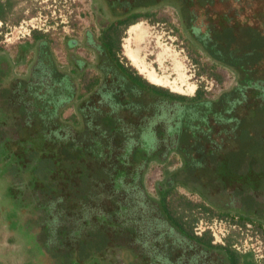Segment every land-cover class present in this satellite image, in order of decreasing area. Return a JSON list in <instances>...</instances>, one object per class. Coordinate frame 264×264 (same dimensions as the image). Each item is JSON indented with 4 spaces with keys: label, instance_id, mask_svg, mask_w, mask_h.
Instances as JSON below:
<instances>
[{
    "label": "flooded vegetation",
    "instance_id": "af4514ba",
    "mask_svg": "<svg viewBox=\"0 0 264 264\" xmlns=\"http://www.w3.org/2000/svg\"><path fill=\"white\" fill-rule=\"evenodd\" d=\"M93 1L95 12L107 17L105 23L100 21L97 35L91 30L85 32L82 47L94 54V60L78 54L76 49L81 43L68 38L65 48L69 64L60 63L45 37L38 45H28L27 49L35 50L36 60L25 76L9 75L1 66L8 64L0 57V115L4 114L0 121L1 226L10 230L13 225L8 216L16 214L18 227L29 228L34 237L29 234L30 243L42 246L39 255L46 264H58L60 255H73L72 249L61 251L67 249V237L73 241L78 255V245L94 234L101 237L100 252L119 246L120 264H140L139 258L143 264H231L228 254L235 249L230 245L217 246L213 239L206 244L208 237L202 232L199 242L173 225L169 217L178 215L170 210L167 196L177 186H183L200 197L198 206L217 209L237 222H253L245 218L247 213H239L240 209L264 207L262 189L248 191L251 194L242 200L236 195L223 200L221 193V197L217 196L219 189L211 190L215 195L212 198L204 189L197 193L195 181L193 186L185 183L188 177L206 181L207 172H198V168L211 165L214 153L224 157L225 163L231 162L232 157L236 160L238 124L245 117L252 119L264 114V58L243 71L237 63L216 53L211 39L226 26L264 29V0H192L188 24L176 0H122L121 4ZM166 3L179 10L191 45L196 42L214 61L234 72L236 77L230 89L222 90L214 98L195 94L185 98L163 97L144 90L122 74L99 39L103 30L124 19L122 32L140 18L151 17L155 12L151 8ZM134 14L138 16L132 18ZM89 66L96 75H88ZM75 99L82 100L76 105L77 113L61 120L62 109ZM248 130H252L251 126ZM14 147L16 151L12 150ZM170 152L177 155L178 166L165 177L164 184L158 183V201H151L143 191V171L150 159H163ZM8 154L13 159H2ZM233 170L229 173L231 180L222 183L228 190L231 181L245 180L248 175L246 179L254 188L264 185V171L239 167H232ZM250 172L255 174L251 176ZM27 185L37 194H31ZM22 189L27 190L24 196L28 195L30 202L24 196L22 199L30 205L24 208L29 216L20 225V207L15 210L13 204ZM136 202L142 204L141 210ZM34 203L44 207L46 218L36 211ZM147 204L148 211L144 208ZM75 208L83 211L81 216H77ZM105 214L109 220L104 219ZM260 215L264 217V212ZM66 218L71 219L69 224H64ZM262 221L260 225L264 226ZM57 237L63 238V242ZM56 240L63 246H56ZM126 250L131 257L127 261L122 256Z\"/></svg>",
    "mask_w": 264,
    "mask_h": 264
},
{
    "label": "rangeland",
    "instance_id": "374dc122",
    "mask_svg": "<svg viewBox=\"0 0 264 264\" xmlns=\"http://www.w3.org/2000/svg\"><path fill=\"white\" fill-rule=\"evenodd\" d=\"M0 2L5 5L4 11L1 12L3 18L0 19V48L2 49L0 57L8 64V66H1L6 69L9 75L25 76L28 73L29 67L35 63L36 55L33 47L28 49L27 47L28 45H38L43 40L42 37H45L49 45H52L60 63H68L65 48V41L68 38L78 39L81 43V46L76 49L78 54L87 56L90 61L94 60V54H88L86 48L82 47L85 45V32L91 30L97 35L100 32V21L105 23L107 17L101 12H95L93 0H0ZM151 10L155 11L151 17L140 18L135 24L120 32L119 44L122 50L120 60L123 63L131 65L141 77L154 85L188 97L193 96L197 89H200L203 97L214 98L222 90H228L233 86L236 76L232 70L214 61L196 42L191 45L180 12L174 4L166 3L151 8ZM242 42L246 44L244 39ZM89 68L88 75H96L94 68L91 66ZM210 79H214L218 83V87L204 93L205 85L209 86ZM81 101L75 99L65 105L62 109L61 120L70 117L71 113H77L76 105ZM3 117L4 114L0 115L1 122ZM248 126H251V131L248 130ZM238 127L239 142L234 151L235 157L237 155L236 160L232 157L231 162L225 163L224 157L221 159V155L219 157L218 153H214L211 157V165L198 168V172L201 169L207 172L206 181L204 178H187L185 183L189 186H193V181H195L197 193L201 194L204 189V192L214 198L215 195L211 193V190L219 189L217 196L221 197L222 194L223 200H228L230 196L234 195L242 200L251 194V190H264V185L260 189L254 188L253 184L246 179L249 175L245 177V180H239L236 183L231 181L230 190L222 185L225 179L231 180L229 173L235 171H231L232 167H239L241 170L264 171V114L259 113L252 119L245 117L240 121ZM12 150L16 151L17 148L14 147ZM16 157L19 156L16 155ZM176 157L174 152H170L163 159H150L146 165L142 175V185L144 194L148 195L151 201H158L160 195V191L158 192L157 189L158 183L164 184L165 177L174 167L178 166ZM4 158L13 159V155L8 154L2 159ZM44 160L46 161V159ZM257 165H259L258 168ZM253 174L255 173L250 172L251 176ZM197 175L201 177L200 174L197 173ZM27 188L30 190V185H27ZM206 188L209 190L206 191ZM25 191L27 190L22 189L21 195L13 204L15 210L20 207V225L29 216L24 208L30 204L25 205V201L22 199ZM31 194L37 193L31 189ZM24 197L27 202H30L28 195ZM234 200L236 201L237 198L234 197ZM200 202L201 199L198 195L183 186H177L167 196L170 210L178 216H182V219L196 234L207 231L214 242L230 245L238 253L250 252L257 264H264V226L260 225V220H264V217L260 215L264 212V207L245 208L240 211L236 208L239 213H247L244 215L245 218L253 219L255 224L250 221L237 222L231 216L225 215L217 209L209 207L205 209V207L198 206ZM135 204H139V210H141L142 204L140 202ZM34 205L36 211L40 215H44L42 218H46L44 207H39L35 203ZM144 208L148 211V204ZM75 211L77 216H81L83 213L79 208ZM2 216L0 212V264H46L45 260L42 262V257L39 255L42 246H33L29 241L30 236L33 237L30 229L18 227V223L15 222V217H18L16 214L8 216L14 228L12 227L10 230L7 226L3 228L1 226ZM70 216L73 217L75 214ZM107 216L104 215L105 220H109ZM31 217L33 219L34 215ZM4 219L7 218L4 216ZM28 219L30 220L29 217ZM65 220L64 224H69L71 219L66 218ZM81 220L84 222L85 216ZM262 222L264 223V221ZM7 223L9 224L8 221ZM15 227L19 229L16 230ZM210 228L217 238H214ZM7 230L9 231L6 232ZM29 234L31 235L29 236ZM27 235L28 238H26ZM57 238L63 242V238ZM27 240L30 244L26 242ZM65 241V244L68 245L67 249L61 248V251L71 252L72 249L73 255H60L57 259L58 264H112L115 261V264H120L118 259L121 257L117 255L120 253L119 246L107 247L100 252L99 247L101 248L103 243H101V237L95 234L82 240L78 245V255L73 247V241L68 237ZM55 245H58L57 240ZM61 245L63 246L62 243L58 246ZM89 247L93 248L88 250ZM129 253L126 250L122 254L125 261L131 258ZM46 255V258H51L49 252H46ZM53 255L55 256L54 252ZM138 260L140 264H143L140 258Z\"/></svg>",
    "mask_w": 264,
    "mask_h": 264
},
{
    "label": "trees",
    "instance_id": "16d2710c",
    "mask_svg": "<svg viewBox=\"0 0 264 264\" xmlns=\"http://www.w3.org/2000/svg\"><path fill=\"white\" fill-rule=\"evenodd\" d=\"M109 4H121L122 0H106ZM154 1V0H151ZM169 1V0H167ZM166 0H155L154 3H165ZM175 0H172L174 3ZM179 10L183 15L184 22L188 24V21L191 19V1L192 0H176ZM204 0H200L203 2ZM147 2V1H146ZM5 9V5L0 2V19L3 18L1 12ZM131 9V7H130ZM138 16L137 14L132 15V18ZM124 19H119L112 22L106 29L103 30L100 35V41L107 49V52L111 59L114 60L118 68L121 70L122 74L127 76L128 79L137 84L140 87H143L144 90L159 95L168 96V97H177L185 98L186 95H180L169 91L163 87L150 84L145 80H142L140 74L131 66L124 65L120 61V32L121 25L123 24ZM264 27V26H263ZM221 33V34H220ZM35 38L37 36H34ZM38 38V37H37ZM212 39V44L216 49V53H221V56L225 57L227 60H231L233 64L237 63L238 67L243 71H248L250 68H253L254 65H258L261 60L264 58V29L262 28H253L252 26H243L237 28L235 26H226L221 28V32H216ZM244 39V44L242 40ZM255 39V40H252ZM236 43L238 45H236ZM214 49V50H215ZM126 60V59H125ZM255 67V66H254ZM148 95V94H147ZM195 95L202 96L200 89H197ZM206 209V208H205ZM169 214V213H168ZM170 215V214H169ZM170 221L187 237L193 238L201 242L202 238L200 234H196L190 226L182 219V216H172L170 215ZM204 236H207L206 244H211L210 240L212 237L207 234V231L202 233ZM217 246H222L221 244H216ZM229 259H232L231 264H257L256 260L252 257L250 252L247 253H238L235 250H230Z\"/></svg>",
    "mask_w": 264,
    "mask_h": 264
},
{
    "label": "built area",
    "instance_id": "2783aa9c",
    "mask_svg": "<svg viewBox=\"0 0 264 264\" xmlns=\"http://www.w3.org/2000/svg\"><path fill=\"white\" fill-rule=\"evenodd\" d=\"M209 83V86L205 85V91L204 93L208 92V90H212L214 87H218V83H216V81L214 79H210V81L208 82ZM211 229V228H210ZM212 230V229H211ZM212 235L214 236V238H217L216 237V234L214 233V231L212 230ZM221 241V239H218Z\"/></svg>",
    "mask_w": 264,
    "mask_h": 264
}]
</instances>
